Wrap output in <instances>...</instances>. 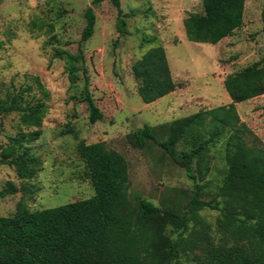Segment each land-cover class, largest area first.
Segmentation results:
<instances>
[{"label":"rangeland","instance_id":"obj_1","mask_svg":"<svg viewBox=\"0 0 264 264\" xmlns=\"http://www.w3.org/2000/svg\"><path fill=\"white\" fill-rule=\"evenodd\" d=\"M94 1L0 0V97L13 84L17 89L30 85L33 94L42 98L26 75L39 77L48 91L41 137L28 145L40 160L39 170L32 180H22L14 168L0 165V191L9 182L19 189L15 195L0 197V217L13 215L20 202L36 211L94 197L77 153L80 142H103L125 157L130 175L128 195L135 206L141 198L161 210H184L197 184L204 187V199H210L221 183L226 165L221 144L195 161L192 167L197 178L192 180L156 143L140 149L129 143L128 136L150 126L161 142L166 136L160 126L229 105L232 101L224 87L225 78L264 58V0H245L243 26L215 46L193 43L186 37L184 20L190 13L204 12L202 0H120L127 22L124 35L117 29V8L110 1L98 5ZM89 7L94 10L96 26L92 38L82 43ZM33 20L43 21L45 29L32 32L29 24ZM48 25L53 26L52 33ZM159 45L166 50L178 87L145 104L138 94L133 66L148 49ZM80 47L85 58L80 66L87 70V86L104 116L94 125L82 99L83 73L72 84L66 61L54 57L56 50L77 55ZM237 111L264 144V96L237 104ZM20 131L32 130L20 127L18 115L0 118V146L8 145ZM201 215L213 226L210 233L220 243L214 230L218 213L206 209ZM193 240L176 264H203L202 241Z\"/></svg>","mask_w":264,"mask_h":264},{"label":"trees","instance_id":"obj_2","mask_svg":"<svg viewBox=\"0 0 264 264\" xmlns=\"http://www.w3.org/2000/svg\"><path fill=\"white\" fill-rule=\"evenodd\" d=\"M103 1H110L117 8V29L121 35L127 34L120 0H95L94 5ZM202 1L204 12L190 13L184 20L190 42L215 46L243 26L245 0ZM85 18L82 43L94 35L96 16L91 7ZM262 20L264 30V10ZM45 27L40 20L29 24L32 32ZM47 27L52 33L53 26ZM54 57L66 61L72 84L83 73L82 99L88 104L89 122L94 125L101 121L103 113L87 86V70L80 66L85 61L82 47L77 55L56 50ZM133 74L145 104L170 95L178 87L166 50L160 45L143 54L134 64ZM26 78L42 98L33 94L30 85L17 89L13 84V89L6 88L0 97V118L16 114L20 127L32 130L20 131L8 145L0 146V165L14 168L19 179L32 180L40 160L28 145L41 137L48 91L39 77ZM224 87L232 101L229 105L160 126L166 140L159 142L157 130L150 126L128 136L129 143L140 149L156 143L192 180L197 178L192 167L195 161L221 144L226 165L221 183L210 199H204V187L197 184L184 210H161L141 198L135 206L128 195L130 175L125 157L103 142H80L77 153L85 164L86 179L95 196L36 211L20 202L13 215L0 217V264H176L184 247L195 243V237L202 241L203 264H264V144L241 121L237 111V104L264 96V58L227 76ZM18 192L17 186L9 182L0 197ZM206 209L218 213L214 230L220 243L210 233L213 226L201 215Z\"/></svg>","mask_w":264,"mask_h":264}]
</instances>
